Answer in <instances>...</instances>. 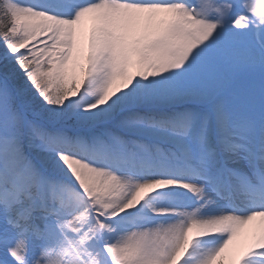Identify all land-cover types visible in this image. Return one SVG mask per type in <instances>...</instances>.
Returning a JSON list of instances; mask_svg holds the SVG:
<instances>
[{
	"label": "snow or ice",
	"instance_id": "1",
	"mask_svg": "<svg viewBox=\"0 0 264 264\" xmlns=\"http://www.w3.org/2000/svg\"><path fill=\"white\" fill-rule=\"evenodd\" d=\"M0 264H264V0H0Z\"/></svg>",
	"mask_w": 264,
	"mask_h": 264
}]
</instances>
